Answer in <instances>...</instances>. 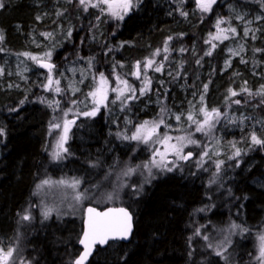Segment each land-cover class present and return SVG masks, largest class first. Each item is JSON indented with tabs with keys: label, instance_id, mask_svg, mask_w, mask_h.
<instances>
[{
	"label": "trees",
	"instance_id": "16d2710c",
	"mask_svg": "<svg viewBox=\"0 0 264 264\" xmlns=\"http://www.w3.org/2000/svg\"><path fill=\"white\" fill-rule=\"evenodd\" d=\"M244 3L247 10L263 17L256 36H244L224 7L215 4L209 12L194 11L192 0H132L133 7L123 20L108 18L105 24H96L94 10L85 11L79 0H0V49L10 57L24 58L34 67L42 59L54 65L56 75L70 65H81L91 75L89 82L101 73L109 80L112 74L127 78L141 99L142 84L131 78L137 63L154 60L153 67L162 66L160 71L151 70L149 86V92L159 97L158 102L143 112L133 107L130 126L149 120L171 122L166 118L173 116L176 105L184 102L182 106L188 108L196 95L199 107L206 111H243L248 116L247 128L228 135L224 142L227 155L222 160L224 166H231L223 172V189L207 188L200 176L184 168L183 172L156 177L137 194L125 189L122 200L110 206L124 207L132 214L131 239L98 249L88 264H200L196 254L202 243L196 234L204 225L211 222L227 226L232 222L246 230L264 228V190L252 185L254 179L264 177V146L254 145L251 140L253 134L264 140V129L250 130L264 121V0ZM217 20L223 21V32L216 28ZM51 32L59 42L47 52L50 57L47 53L39 56L29 48L31 34L47 36ZM225 36L227 39H223ZM236 42L243 45L244 58L233 59L222 72L225 49ZM33 56L36 61L31 59ZM8 66L13 67V63ZM169 71L170 78L165 76ZM177 76L179 84L187 87L186 96L193 92L192 97L183 100L175 83ZM157 79L164 81L163 88L156 84ZM8 82V89L6 83L0 86V236L13 237L11 244L20 253L12 256L14 264H73L79 253L83 218L59 223L52 217L39 223L40 215L36 213L35 221L21 219L25 210L36 203V184L46 176H55L47 136L54 117L72 99L66 93L55 97L33 79L12 76ZM75 97L82 99L84 93ZM102 113L77 137L85 142L70 141L64 158L65 169L98 172L91 188L115 166L125 165L122 173H126L128 163L135 158L133 144L122 149L114 133L104 131L108 126L103 124ZM105 120L109 124V117ZM112 147L114 150L108 153ZM237 150L241 153L240 166L233 157ZM135 152L140 155L141 149ZM249 159L255 165L244 173L242 168ZM140 179L143 177L130 180L135 183ZM105 207L109 205L95 208ZM18 230L22 238L14 239ZM205 256L207 264H225L210 251ZM237 261L242 264L239 257Z\"/></svg>",
	"mask_w": 264,
	"mask_h": 264
},
{
	"label": "rangeland",
	"instance_id": "374dc122",
	"mask_svg": "<svg viewBox=\"0 0 264 264\" xmlns=\"http://www.w3.org/2000/svg\"><path fill=\"white\" fill-rule=\"evenodd\" d=\"M253 0H217L215 4L220 7H224L229 13L230 17L233 18L237 25L242 29L243 35H258L260 33L261 26H258L262 21L263 17L259 13H252L247 10L244 2H252ZM194 11L200 10L197 6L196 0H192ZM98 0H89L90 4H97ZM115 3L118 4L119 0H115ZM178 2L177 4H180ZM213 4V5H215ZM40 5V4H39ZM212 5V6H213ZM168 6V5H167ZM83 8H85L83 6ZM87 9L94 10L93 19L95 23L105 24L106 20L117 21L116 17L110 14V9L106 4H98L97 7L88 6ZM168 10L171 9L170 6L167 7ZM119 11V9H117ZM130 10V9H129ZM128 10V12H129ZM96 12L101 15H97ZM127 12V13H128ZM108 15V17L106 16ZM98 16V17H97ZM126 15H124L125 17ZM247 31V35L245 32ZM55 33L51 32L50 36H37L34 34L30 35L28 46L31 50L37 51L39 56L45 55L50 51L51 48H54L58 44V40L55 37ZM56 41V43H55ZM0 86L6 83V88L9 87L8 79L12 76L23 77L26 80L33 79L39 84H43V88L46 92L50 91L55 97L61 96L63 93H66L69 98L72 100L65 102L63 104V110L54 117L53 123H59L61 127L59 129L53 128L51 125V130L49 136H47V152L52 162L53 172L55 176H46L41 181H39L33 192L36 203H32V206L28 207L25 212L22 214V220L25 222L35 221L36 213L39 214V223L44 222L45 220L56 217L57 222L62 223L70 218H83L85 206L92 204L91 206L100 208L106 205H112L119 203L123 198V192L125 189H130L134 194H137L140 190L143 189L145 185H149L156 177L163 176L175 172H183L184 169L188 171H193L195 175H198L204 181L205 186L211 190H221L223 189L222 183L225 182L222 175L225 169L229 168L231 165L224 166L222 157L227 155L224 142L227 140L228 135L235 134L236 132L242 131L248 126V116L242 112L239 113H230L229 111L219 112L221 115L212 121V126L209 128L205 127L203 132H197L196 127L197 123H202L205 119L204 112H201L199 107V96L194 97V101L188 108L182 106L184 102L176 105L173 116L169 115L166 120L171 119V122L163 121L159 124V127L156 129V134L153 135L152 139L145 143L143 140H132L130 137L136 133L137 128L144 126L141 130V135H146L147 131L156 124L157 120H149L147 125L145 122L138 123L134 126H130V116L133 114V107L140 109V112L148 110V107L155 105L158 102V96L151 94L149 92V86L152 82L151 77L153 73L152 69L156 67L145 68L147 61L143 64H140V77L137 78L134 75L137 72V67L134 68L132 74V80L140 81L142 86L140 89L145 88L147 82L146 91L141 95V99H138L135 95L134 98L126 99L124 102L117 99V93L112 91L113 87H117V77L116 75H111L110 80L107 77H104L107 80V99L104 100L99 106V111L95 116H84V112L91 111L96 105L93 97L89 95L90 92L94 91L100 85V75L96 78H93L90 81V73L87 68L81 65H70L67 69L62 70L59 74L52 69V78L53 83L48 90L45 89L44 85L48 83V70L41 69L38 64L40 62H49L48 60H38L36 61V66L30 65L27 60L24 58H19L18 56L10 57L9 53H5V50L0 49ZM225 56L222 63V72L227 70L230 66V63L233 59L240 58L243 59L245 55V49L240 42L229 43L224 52ZM11 59V61H10ZM154 61V60H153ZM12 62L13 67H9L8 64ZM138 64V63H137ZM137 66V65H136ZM166 77H171V71L165 74ZM121 80H126L128 84L134 88L133 83L127 78H120ZM180 76L175 78V83L178 85L180 81ZM59 81V84H56L55 81ZM156 80V84L163 88V80ZM181 82V81H180ZM8 85V86H7ZM59 87L61 91L57 93L55 89ZM123 88V85H119ZM179 90L183 95V100H186L193 96V92L186 96L187 87L185 85L179 84ZM166 89V88H165ZM84 93V97L78 98L75 97L77 94ZM141 94V93H140ZM132 94L125 91V97H130ZM147 95V96H146ZM96 99H99L97 97ZM143 100V104L137 105L136 103ZM73 101L76 103L73 104ZM114 101V102H113ZM134 104V105H133ZM179 108V110H177ZM200 108V109H199ZM206 111V110H205ZM103 112V124L108 128L105 129V132H113L115 137L118 138L119 147L127 150L129 146L133 144L134 150L138 151L141 149L140 155L135 153L134 160L131 159L129 168L135 169L131 174L122 173V169H125L123 166H115L113 170L107 172L105 175L100 177L93 187L91 188V183L95 176L98 174L96 171L92 170H80L77 171L73 167L65 169L64 158L66 152L63 149L68 150V144L72 140L79 139L78 136L88 129L91 122L99 117ZM211 113L210 111H206ZM67 113V115H65ZM193 116V121L187 119L188 115ZM226 114V115H224ZM180 116V120L177 121L176 117ZM110 119L109 124L105 120L106 118ZM77 118V121L70 126L68 132V139L63 144V148L60 147V137L63 135V124L64 120H70ZM192 124V127L186 128L188 124ZM257 129L253 126L251 131H262L264 129V121L257 123ZM164 135L171 137L172 139L167 141L166 144H161L158 142L159 139L163 138ZM177 137H185L184 141H178ZM197 141V144H190L187 142V138ZM82 142H85L82 137L79 139ZM183 144V150L181 155H184L187 152L194 154V157L186 164L183 163V159H180L175 154V151L171 148H168L167 145ZM114 150L112 149L108 152L111 153ZM159 152L160 154H157ZM207 155H204V153ZM59 153L62 158H55L56 154ZM164 155L162 160L161 155ZM235 153L233 154V157ZM201 157H203L201 159ZM168 159L170 161L168 162ZM155 160L157 164L166 165V167L172 168V171L164 170V168L157 167L152 164V161ZM222 161L219 171L217 170V162ZM199 162V164L197 163ZM236 165L240 166L242 163L241 154L236 156ZM145 165L148 167L146 168ZM255 165V161L249 159L244 166L242 172H249ZM186 166V167H183ZM142 168V170H139ZM184 168V169H183ZM149 169L151 170L152 175H149ZM137 170V171H136ZM139 170V171H138ZM264 175V168H263ZM128 177V178H127ZM137 182L133 183L130 179L141 178ZM127 178V179H126ZM74 179H79L81 181L79 187L74 191L71 187L66 185H60L58 182L63 180L67 183H71ZM48 180L50 183L45 185L43 181ZM252 185L256 186L259 189L264 190V177L256 178L252 181ZM83 193V198L77 201L74 197L76 193ZM90 202V203H89ZM89 203V204H88ZM32 208H35L32 210ZM49 215L47 218L44 216V212L48 211ZM38 211V212H37ZM28 215L29 220H24L23 216ZM230 225H219L208 223L201 228V231L196 236L200 238L202 245L197 248L196 260L200 264H207L209 261L205 256L206 251L212 252L213 255L217 256L216 250H221L223 255L227 257V260L219 257L220 262L225 264H240L237 261V258H240L242 264H261V261L258 259L260 256V246L261 241L260 237L264 236V228L260 230L253 231L251 229H244L243 227H238L233 229L232 225H237L232 222H228ZM35 226V225H32ZM244 230V231H242ZM20 231L15 233L14 239H21L19 237ZM9 235L8 237L0 236V249L5 253L11 248L13 249V255L18 253L17 250L11 244L12 238ZM207 236L209 239L205 240L204 237ZM227 238V239H226ZM209 244L212 247H209ZM221 245L220 249H217L216 246ZM20 255V253L16 254ZM233 258H236L233 261ZM12 258L9 260V264L12 263Z\"/></svg>",
	"mask_w": 264,
	"mask_h": 264
},
{
	"label": "snow or ice",
	"instance_id": "6c2138e0",
	"mask_svg": "<svg viewBox=\"0 0 264 264\" xmlns=\"http://www.w3.org/2000/svg\"><path fill=\"white\" fill-rule=\"evenodd\" d=\"M71 2V0H69ZM217 0H196L197 6L200 8L202 12H209L212 9V5L215 4ZM79 4L85 7V11H87V7H97L98 4H106L108 8L110 9V14L114 17H116L119 20L124 19V15L127 14L128 10L133 7L132 0H119V3L116 4L115 0H98L97 4H90L89 5V0H79ZM3 5H0L2 7ZM119 9V11L117 10ZM59 14V13H58ZM183 14V13H182ZM223 23L222 20H217L216 23V28L218 31L223 32V29H220V24ZM233 33H235V29H230ZM48 36L51 35V33L46 34ZM70 35V33H69ZM245 35H247V31L245 32ZM220 37L218 36H212V39H219ZM223 39H227V37H223ZM0 40H3V35L0 34ZM215 47V45H213ZM165 51H167V47H165ZM183 51V50H182ZM159 52V50H158ZM157 52V54H158ZM206 55H211V52L205 53ZM22 55L28 56V53H23ZM48 57L51 56V53L46 54ZM32 60L36 61L37 57L33 56L31 57ZM167 59V57H165ZM155 63L153 60H148L145 68L152 67V65ZM199 63V61H197ZM42 68H46L49 72L48 75V83L44 85L45 89L48 90L50 86L53 83V78H52V69L54 65L51 63H40L39 65ZM137 72L134 73V75L137 76V78L140 77V65L139 63L137 64ZM162 66H158L155 68V71H160ZM117 87H113L112 91L117 93V99L122 100L124 102L126 99L134 98L136 95V89L131 87L126 80H121L120 77H117ZM56 84H59V81H55ZM107 80L104 78L103 73L100 74V85L97 87L94 91L90 92L89 95L93 97L94 102H95V107L88 112H84V116H95L96 113L99 111V106L101 103L107 99ZM119 85H123L124 87L121 88ZM205 89H207V85L204 86ZM147 88V82L145 84V88L140 89L141 95L146 91ZM57 93L61 91L59 87L55 89ZM125 91L130 92L132 95L130 97H125ZM231 91V90H230ZM233 96L236 95L235 92L231 93ZM99 97V99H96ZM201 100H203V96H201ZM114 102V101H113ZM235 103H240V101H234ZM57 105L59 102H56ZM76 102L73 101V104ZM201 112H204L205 119L202 123L196 122L197 127L196 131L197 132H203L205 127L208 126L209 128L212 126V121L218 118L221 113L217 112L216 109H213L211 113L206 112L203 108H201ZM67 115V113H65ZM226 115V114H224ZM177 121L180 120V116L176 117ZM187 119L189 121H193V116L191 114L188 115ZM195 122V121H193ZM75 121L72 120H64L63 124V135L60 137V147L63 148V144L67 141L68 139V132L70 130V126L74 124ZM163 123V120L157 122L154 124L151 129L147 131L146 135H141V130L144 126H141L140 128H137V131L135 134H133L130 139L132 140H143L145 143H147L149 140L152 139L153 135L156 134V129L159 127V124ZM148 122H145V125H147ZM53 128L59 129L61 125L59 123L52 125ZM0 135H3L2 130H0ZM172 138L164 135L163 138L159 139L158 142L161 144H166L167 141L171 140ZM178 141H184L186 138L185 137H177L176 138ZM252 143L254 145H261L264 146V140L258 139L255 134L252 135L251 137ZM187 142L190 144H197V141L191 139L190 137L187 138ZM183 144L181 145H176V144H169L167 145L168 148H171L175 151V154L177 155L178 158L187 160L192 156V153L189 152L185 155H181L182 150H183ZM65 152L68 150L65 148L63 149ZM157 154H160L157 152ZM241 153L239 150L235 152V156H239ZM164 155H161L162 160L164 159ZM204 155H207L205 152ZM55 158L59 159L62 158L59 153L56 154ZM203 157H201L202 159ZM199 164V162H197ZM222 161L217 162L216 167L217 170L219 171L220 165ZM152 164L164 168V170L167 171H172V168L166 167V165L163 164H157L155 160L152 161ZM95 166V165H93ZM147 168L148 166L145 165ZM135 169H128V172L126 174H131L134 172ZM149 175H152L151 170L149 169ZM45 185H48L50 182L48 180L43 181ZM60 185H66L67 187H71L74 191L79 187L81 181L79 179H74L71 183H67L63 180L58 182ZM77 201L81 200L83 198V193L77 192L75 197ZM88 218L85 221V230L83 233V237L80 239V243L84 246V252L80 255V257L75 261V264H84L85 260L87 257L91 254V247L95 244H106L109 240H115V239H123L127 240L129 238V235L132 231V217L129 214L128 211H126L124 208H110L107 211L100 212L97 211L95 208H88ZM50 210L44 212L45 218L49 215ZM24 220H29L30 217L28 215L23 216ZM233 229L238 228V225H232L231 226ZM244 231V230H242ZM197 234L199 235V230H197ZM205 240H208L209 238L207 236L204 237ZM227 239V238H226ZM261 241V246H260V256L258 259L261 261V264H264V236L260 237ZM209 247H212L211 244H209ZM222 246L217 245L216 248L220 249ZM217 256H221L223 259L227 260V257L223 255V252L221 250H216L215 253ZM13 256V249H9L6 253L0 249V264H9L10 258ZM14 264V261H13Z\"/></svg>",
	"mask_w": 264,
	"mask_h": 264
},
{
	"label": "water",
	"instance_id": "95a60500",
	"mask_svg": "<svg viewBox=\"0 0 264 264\" xmlns=\"http://www.w3.org/2000/svg\"><path fill=\"white\" fill-rule=\"evenodd\" d=\"M40 63H47V62H40ZM40 63L38 64V66L40 65ZM40 67V66H39ZM41 69H43V70H47L46 68H42V67H40ZM72 120H74L75 122L77 121V118H73V119H71V121ZM187 153H189V152H187ZM187 153H185V154H187ZM184 154V155H185ZM193 158V154H192V156L189 158V159H187V160H184L183 159V162L184 163H187L188 161H190L191 159ZM170 161V159H168V162ZM95 208V207H93V206H87V207H85V210H84V218H83V220H82V232H81V235H80V237H79V240H78V244H77V246H78V248H79V254L77 255V257L75 258V260H74V262H73V264H75V261L80 257V255L84 252V246L79 242L80 241V239L83 237V233H84V230H85V221L87 220V218H88V211H87V209L88 208ZM110 208H124V207H121V206H118V207H107V208H104V209H97V208H95L97 211H100V212H104V211H107L108 209H110ZM126 211H128L129 212V214L131 215V217H132V214L130 213V211L128 210V209H126V208H124ZM132 231H131V233H130V235H129V238L127 239V240H123V239H115V240H109L106 244H103V245H101V244H95V245H93L92 247H91V254L87 257V259L85 260V262H84V264H88L89 263V261H90V259L94 256V254H95V252L99 249V250H103V249H105V248H107V246L109 245V244H112V243H128L129 242V240L131 239V236H132V234H133V231H134V225H133V217H132Z\"/></svg>",
	"mask_w": 264,
	"mask_h": 264
},
{
	"label": "bare ground",
	"instance_id": "6f19581e",
	"mask_svg": "<svg viewBox=\"0 0 264 264\" xmlns=\"http://www.w3.org/2000/svg\"><path fill=\"white\" fill-rule=\"evenodd\" d=\"M94 207V206H93Z\"/></svg>",
	"mask_w": 264,
	"mask_h": 264
}]
</instances>
